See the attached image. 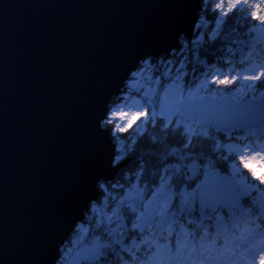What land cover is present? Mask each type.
I'll list each match as a JSON object with an SVG mask.
<instances>
[{
	"label": "water",
	"instance_id": "water-1",
	"mask_svg": "<svg viewBox=\"0 0 264 264\" xmlns=\"http://www.w3.org/2000/svg\"><path fill=\"white\" fill-rule=\"evenodd\" d=\"M198 7V0H0V264H54L97 197V180L115 174L109 135L98 128L110 96L141 58L168 53L180 32L191 34ZM210 100L205 118L217 127L244 124L236 116L242 104ZM214 172L200 195L208 184L231 186ZM93 241L99 245L92 240L67 264L92 260L95 252L85 250Z\"/></svg>",
	"mask_w": 264,
	"mask_h": 264
},
{
	"label": "clouds",
	"instance_id": "clouds-1",
	"mask_svg": "<svg viewBox=\"0 0 264 264\" xmlns=\"http://www.w3.org/2000/svg\"><path fill=\"white\" fill-rule=\"evenodd\" d=\"M198 3L191 22V34L180 32L176 37L177 46L168 53L159 56L148 54L141 58L125 78L121 91L110 96L98 128L109 135L113 148L110 167L116 171L112 177L97 180L99 195L89 201V207L83 213L87 220L93 219L88 212L95 213L98 203L106 200L104 194L108 192L109 185L115 188L112 181L116 177L124 174L122 178L130 179L131 175L140 178L141 166L132 169L130 164L124 165V161L135 154L139 141L146 135L156 141L153 133L158 125L168 129L175 119V126L178 128L182 124L184 132L191 137L198 127L208 125L204 117L209 98L205 93L214 88L243 92L241 81L245 84L255 82L256 85L264 83V79H259L260 73L264 72V63L259 60L255 61L257 66L252 69L246 67V59L241 61L233 55H224L213 63L201 56L204 49L227 40L226 28L230 21L245 29L252 47H264V0H198ZM197 42L199 47L195 46ZM233 52L232 47L227 48L228 54ZM184 53H187L186 59L183 58ZM231 144L238 145V150H230ZM213 153L215 162L224 165L232 178L235 196L230 220L222 223L205 216L203 220L189 218L186 223H178L180 219H173L168 212L171 195L165 192V183L156 190L165 198L154 215L147 220L144 213L135 215L130 221L134 231L115 242L122 249L116 252L115 258H107L103 251L112 245H97L93 241L98 253L96 264H102V257L107 259V264H264V199L257 198L264 192V134L253 130L232 134L227 140L218 139L213 144ZM157 199L153 194L145 208L152 207ZM186 204L190 213L187 195L180 202L181 212ZM121 211L126 216V211L135 213V208L112 209V215L123 224L125 219L117 216ZM82 224H74L76 232L82 230ZM96 228H101L99 221ZM100 236L98 233L96 239ZM126 239L130 242L126 243ZM220 240L224 241V247L218 249ZM225 251L226 255L223 254ZM66 256L64 247H58L54 264H64Z\"/></svg>",
	"mask_w": 264,
	"mask_h": 264
},
{
	"label": "trees",
	"instance_id": "trees-1",
	"mask_svg": "<svg viewBox=\"0 0 264 264\" xmlns=\"http://www.w3.org/2000/svg\"><path fill=\"white\" fill-rule=\"evenodd\" d=\"M233 29H235V31H233ZM226 33L228 34L226 41H218L215 46L204 49L201 52V56L206 57L209 63L216 62L224 55H233L237 59L240 58L241 61L246 59L248 61V65H246V67L257 66L255 63L257 60H259L261 63H264V47L259 49L252 47V42L247 37L245 29L239 24L230 21L229 27L226 28ZM195 46L199 47V43L197 42ZM228 47H232L234 49L232 54L227 53ZM195 54L196 53L194 51L193 55ZM175 55H181V53H175ZM186 57L187 53H184L183 58L186 59ZM220 62L222 64V61ZM145 74H148L147 70H145ZM261 79H264V74ZM214 89L218 91L222 88ZM243 89V92H241L239 89H235L234 91L241 93L243 96L258 94L264 95V83H260L258 85L253 83L251 88ZM162 123L163 121H160V124ZM208 129V134L198 131L189 137L188 133L184 132L183 125L181 124L177 128L175 126L174 120L173 125L168 129H162L159 125L157 126L153 133L157 137L155 142H153L148 135L139 141L135 154L130 156L124 165L130 164L132 169H136L137 167L141 166L140 178L137 179L135 175H131L130 179L122 178L124 174H122V177H116L115 180L112 181V183L115 185V188H111L109 185L108 192L104 194L106 200L98 203L97 211L95 213H91L90 211L88 212V215H91L93 219L89 221L86 219V217H84V221L82 222V225L88 226L89 234L94 232V234L98 235L99 233L101 235L100 238L105 239L107 243L117 248L116 250L113 249L114 251L109 252V258H115L116 252L122 251L119 245H115V242L125 238L128 232L132 233L134 231L130 227V221L134 219V214H129L126 211L125 214L129 218L128 223L127 217L124 215V213L122 211L117 212L118 216H123V218L125 217V226L127 227V232L123 236L118 232V230H116V233H114V231L112 233L108 232V229H105L102 224L103 221L99 218L98 209L104 211L105 213H112V209L115 207H120L122 209L125 208L123 200L126 198L129 191L131 192L134 190L133 185H136L137 187L148 188L147 192L150 196L162 184L166 183L167 187L165 190H170L173 194V198L177 199L178 193L176 192V189L192 188L194 184L201 179L207 168L216 167L219 171L229 173L228 169L224 165L215 162L216 157L213 153V144L218 139L227 140L228 136H231L232 134L239 135L242 132L240 130H234L232 132L225 133L212 131L210 128ZM258 134H264V129H262ZM185 145H187V147H185ZM229 147H232L230 150H238L239 148V146L235 144H231ZM174 148L176 151H173ZM194 160L199 163V172L197 176L198 180L196 179L197 181H186L185 178L187 173L185 172V166ZM126 172H128V170H126ZM261 196H264V192L259 193L257 198H260ZM244 203L247 204L248 200L245 199ZM190 211L191 212L189 213L187 209H185L183 212H181L180 208L176 207L175 203L170 202L169 204V215H171L173 219H180L178 223H186V220L189 218L198 221L203 220L205 216L224 221L231 219V205L227 206L226 208H219L216 211L197 210L196 206H193L190 208ZM176 213H179V215H175ZM97 221H99L101 224L100 229L96 228ZM115 223L116 221L113 222V225ZM75 232L76 230H74L70 235L68 241H71V238L74 236ZM68 241L63 245V247L69 245ZM125 242L128 243L130 241L126 239ZM102 264H107L106 258L103 259Z\"/></svg>",
	"mask_w": 264,
	"mask_h": 264
},
{
	"label": "rangeland",
	"instance_id": "rangeland-1",
	"mask_svg": "<svg viewBox=\"0 0 264 264\" xmlns=\"http://www.w3.org/2000/svg\"><path fill=\"white\" fill-rule=\"evenodd\" d=\"M256 67V66H255ZM255 67H253L252 69H255ZM263 74H264V72H262V73H260V76H259V79H261V77L263 76ZM253 83H255V82H253ZM253 83H250V84H245V82H241L240 83V86L241 87H243V88H251V85L253 84ZM262 85V84H261ZM260 87H262V86H260ZM213 90V89H212ZM219 91H223L222 89H220ZM223 92H221V93H215V94H213V92H211V94L210 95H216V94H222ZM232 96L235 98V99H237V98H242V94L240 93V95H234V94H232ZM232 147H229V149H231ZM194 170V169H193ZM193 193V192H192ZM169 194V193H168ZM185 195H187L188 196V198L190 199V197H189V195H190V193L189 192H184V196ZM132 196H135V197H138V199H140L141 200V202L138 204V205H136L135 204V202H133V200H131L130 201V203H129V207L131 208V207H134L135 208V213H136V215H139L140 213H144V214H148V212H149V210H151V209H153V208H155L156 209V205H158L163 199H161L160 201H155L154 203H153V205H152V207H149V208H145V204H147L144 200H143V198H139V193H134V194H132ZM184 196H183V198H184ZM152 200V197L149 199V201H151ZM142 205V206H141ZM138 206H140V207H142V208H140L139 209V207ZM99 218H103V216H101V215H99ZM108 219H110L109 217H108ZM116 221V226H117V220H115ZM81 229L82 230H80V232L78 233V234H75V236L73 237V239H72V243H71V247L69 246H64V250H65V252L67 253V256L65 257V258H67L73 251L72 250H74V247L76 248V246L78 245L79 246V244L81 243V237H83V239H84V237H85V231H86V227L85 226H81ZM75 245V246H74ZM77 246V247H78ZM67 247V248H66ZM217 248H218V246H217ZM70 250V251H69ZM65 261V260H64ZM65 264V263H64Z\"/></svg>",
	"mask_w": 264,
	"mask_h": 264
},
{
	"label": "snow or ice",
	"instance_id": "snow-or-ice-1",
	"mask_svg": "<svg viewBox=\"0 0 264 264\" xmlns=\"http://www.w3.org/2000/svg\"><path fill=\"white\" fill-rule=\"evenodd\" d=\"M262 97H264V95H262ZM245 100H246V97L243 98V99H240V100H236V102H237L238 104H243V103L245 102ZM214 102H215V101H214ZM85 251H91V252H95V253H97V250H96L95 248H93V249H86Z\"/></svg>",
	"mask_w": 264,
	"mask_h": 264
},
{
	"label": "bare ground",
	"instance_id": "bare-ground-1",
	"mask_svg": "<svg viewBox=\"0 0 264 264\" xmlns=\"http://www.w3.org/2000/svg\"><path fill=\"white\" fill-rule=\"evenodd\" d=\"M172 48H174V47H172ZM162 53V52H161ZM236 93H238V92H236ZM239 95H240V93H238ZM255 118H257L256 116H252V119H255ZM101 178V177H100ZM89 200H91V199H89ZM88 200V201H89ZM88 201H87V203H88ZM77 220V219H76ZM84 221V218H83V220L81 221V223Z\"/></svg>",
	"mask_w": 264,
	"mask_h": 264
}]
</instances>
